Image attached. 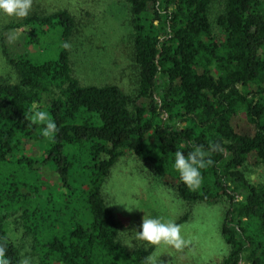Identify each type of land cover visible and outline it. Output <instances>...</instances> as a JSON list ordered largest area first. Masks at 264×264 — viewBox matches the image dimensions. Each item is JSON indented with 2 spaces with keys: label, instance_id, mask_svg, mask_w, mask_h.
Wrapping results in <instances>:
<instances>
[{
  "label": "trees",
  "instance_id": "1",
  "mask_svg": "<svg viewBox=\"0 0 264 264\" xmlns=\"http://www.w3.org/2000/svg\"><path fill=\"white\" fill-rule=\"evenodd\" d=\"M120 1L129 15L133 92L78 78L65 47L76 19L66 9L1 28L26 29L31 51L13 54L0 40L14 73L0 76L6 257L10 264L24 256L36 264H144L152 248L122 243V222L104 195L113 167L131 155L159 180L172 179L188 207L179 224L194 204L226 202L221 264H264V183L245 172L264 166V0ZM49 31L59 48L31 56ZM34 109L55 121L54 138L31 122ZM237 114L251 134L233 127ZM196 146L208 156L192 190L174 162L177 150L187 155Z\"/></svg>",
  "mask_w": 264,
  "mask_h": 264
},
{
  "label": "rangeland",
  "instance_id": "2",
  "mask_svg": "<svg viewBox=\"0 0 264 264\" xmlns=\"http://www.w3.org/2000/svg\"><path fill=\"white\" fill-rule=\"evenodd\" d=\"M59 9L68 10L76 19L75 33L69 46L78 78L86 84L115 83L123 90L133 92L136 89L135 71L130 65L129 15L124 4L120 0H33L29 16L46 15ZM21 20L23 18L0 15V40L13 54L30 51L25 44L26 29L1 28ZM10 33L18 37L14 43L9 42ZM56 36L53 31L44 34L40 40L43 50L31 56L42 59L45 53L55 52L59 48ZM1 75L13 77L14 73L0 50ZM231 123L240 132H253L252 125L241 114L233 116ZM245 172L250 181L264 183V166L248 167ZM171 182L170 178L164 181L156 178L144 163L131 155H126L113 167L104 195L116 218L122 222V243L128 246L131 241V249L145 247L152 248V252L157 250L145 241L133 239L134 230H139L144 214L174 218L177 222L186 212L188 207L169 186ZM120 204L132 210H126ZM226 207V202L190 206L188 219L181 223L189 244L182 251L161 247V264H221L227 251L220 231Z\"/></svg>",
  "mask_w": 264,
  "mask_h": 264
},
{
  "label": "clouds",
  "instance_id": "3",
  "mask_svg": "<svg viewBox=\"0 0 264 264\" xmlns=\"http://www.w3.org/2000/svg\"><path fill=\"white\" fill-rule=\"evenodd\" d=\"M33 0H0V15L9 17L26 18L32 10ZM15 33H10L9 42L14 43L17 39ZM69 45H65L68 47ZM33 124L44 125L42 135L44 137L54 138L58 132V126L53 119L50 118L48 112L34 109L31 117ZM208 153L202 146H196L193 151L187 155L183 151L177 150L175 153L174 167L179 172L181 180L192 190L199 189L202 184L201 169L206 166V157ZM207 163H211L210 160ZM123 207L131 211L124 204ZM133 239L145 241L147 244L155 246L153 251L144 259V264H161L159 259L161 252L159 249L163 247L165 250L174 249L182 251L189 241L185 238L183 225L176 222L174 218L165 219L163 217H152L144 214L139 230H134ZM132 247L131 241L128 243ZM7 246L0 243V264H10L6 257ZM19 264H36L31 256H24Z\"/></svg>",
  "mask_w": 264,
  "mask_h": 264
}]
</instances>
